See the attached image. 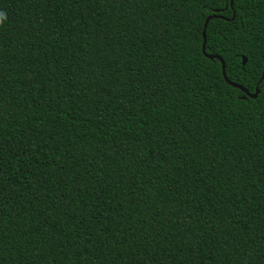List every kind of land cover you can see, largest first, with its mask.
Returning <instances> with one entry per match:
<instances>
[{"label": "trees", "instance_id": "1", "mask_svg": "<svg viewBox=\"0 0 264 264\" xmlns=\"http://www.w3.org/2000/svg\"><path fill=\"white\" fill-rule=\"evenodd\" d=\"M228 2L0 0V264H264V0Z\"/></svg>", "mask_w": 264, "mask_h": 264}, {"label": "water", "instance_id": "2", "mask_svg": "<svg viewBox=\"0 0 264 264\" xmlns=\"http://www.w3.org/2000/svg\"><path fill=\"white\" fill-rule=\"evenodd\" d=\"M230 3H231V0H229V2H228V5H229V6H230ZM216 17H218V18H220V19H223V17H221V16H214V15H212V16H207V17L204 19L203 23H202L200 52H201V54L204 55L207 59H209V60L215 59V60H217V61L219 62V64H220V74H221V77H222V79L224 80V82H225L227 85L231 86L232 88H235V89L239 90L241 93H243V95L247 96L248 98L254 99V98L256 97L257 93H258V90H257V87H256V86L254 87V91H253V93H252V94H248V92H247L244 88H242L241 86H239V85H237V84L231 83V82H229V81L226 79L225 74H224V64H223V61L221 60L220 57H218V56H210V55H205V54H204V43H205V34H204V30H205V27H206L207 22H208L210 19H212V18H216ZM244 63H245V58H244V57H241V65H244ZM262 77H263V72L261 73L259 80H261Z\"/></svg>", "mask_w": 264, "mask_h": 264}]
</instances>
